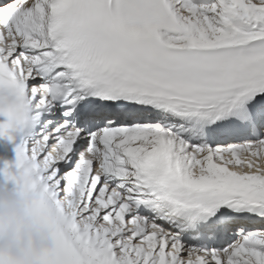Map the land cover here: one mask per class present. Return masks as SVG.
Here are the masks:
<instances>
[{
	"label": "snow or ice",
	"instance_id": "obj_1",
	"mask_svg": "<svg viewBox=\"0 0 264 264\" xmlns=\"http://www.w3.org/2000/svg\"><path fill=\"white\" fill-rule=\"evenodd\" d=\"M13 133L45 264H264V0H0Z\"/></svg>",
	"mask_w": 264,
	"mask_h": 264
},
{
	"label": "clouds",
	"instance_id": "obj_2",
	"mask_svg": "<svg viewBox=\"0 0 264 264\" xmlns=\"http://www.w3.org/2000/svg\"><path fill=\"white\" fill-rule=\"evenodd\" d=\"M62 222L43 201L30 166L0 154V264H45Z\"/></svg>",
	"mask_w": 264,
	"mask_h": 264
}]
</instances>
